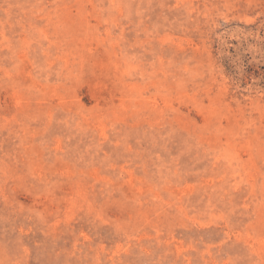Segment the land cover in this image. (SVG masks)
<instances>
[{
	"label": "rangeland",
	"instance_id": "1",
	"mask_svg": "<svg viewBox=\"0 0 264 264\" xmlns=\"http://www.w3.org/2000/svg\"><path fill=\"white\" fill-rule=\"evenodd\" d=\"M0 264H264V0H0Z\"/></svg>",
	"mask_w": 264,
	"mask_h": 264
}]
</instances>
